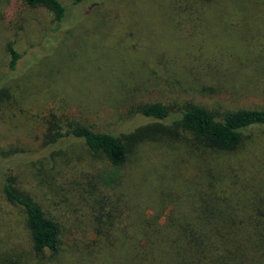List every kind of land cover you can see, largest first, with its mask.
<instances>
[{"label":"rangeland","instance_id":"obj_1","mask_svg":"<svg viewBox=\"0 0 264 264\" xmlns=\"http://www.w3.org/2000/svg\"><path fill=\"white\" fill-rule=\"evenodd\" d=\"M7 1L0 0V264H126L128 236L154 222L158 208L187 211L201 190L229 204L264 197L262 126L245 130L230 153L198 152L179 130L151 133L116 174L79 140L57 145L54 162L42 146L54 122L117 137L150 128L138 113L145 104L264 109V0H241L242 12L227 6L223 15L214 10L231 0L211 1L206 13L205 0H60L67 14L57 28L45 9ZM7 45L19 56L12 70ZM4 179L57 224L56 252H33L21 209L3 200ZM110 220L112 231L98 234Z\"/></svg>","mask_w":264,"mask_h":264},{"label":"trees","instance_id":"obj_2","mask_svg":"<svg viewBox=\"0 0 264 264\" xmlns=\"http://www.w3.org/2000/svg\"><path fill=\"white\" fill-rule=\"evenodd\" d=\"M83 1L73 0L72 3L77 5ZM194 1L199 2L190 0V3ZM205 1L207 6L202 7L200 13L213 11L209 3L214 0ZM10 2L45 9L55 28L63 23L67 14L60 0L7 1ZM241 3V0H231L224 3V9L214 12L226 14L227 6L242 12ZM6 49L8 69L12 70L19 56L10 45ZM138 113L153 122L150 128L117 137L107 132H94L77 123H69L62 130L54 122L49 124L42 146L51 152L50 159L54 162L59 155L55 154L57 145L79 140L90 154L101 156L115 173L125 163L132 147L151 133L164 135L171 128L178 134L179 130L200 145L198 152L230 153L240 145L245 130L253 126L264 127V109L227 110L219 114L195 104L172 111L163 104L151 103L140 106ZM207 171L212 175L211 170ZM1 193L7 204L21 209L33 252L36 255L44 250L56 252L59 244L57 224L45 217L40 207L19 193L8 179L1 181ZM256 195L252 200L236 199L229 204L224 198H216L214 191L201 190L191 200L187 211L173 207L167 213L164 207L158 208L154 222H147L144 229L128 236L126 264H264V197L259 199ZM243 203L248 205L243 206ZM161 217L165 222L155 226ZM113 227L110 220L109 229L102 228L98 234L104 232L101 236H106Z\"/></svg>","mask_w":264,"mask_h":264}]
</instances>
